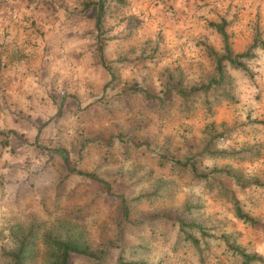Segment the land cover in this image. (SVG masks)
I'll use <instances>...</instances> for the list:
<instances>
[{"label": "rangeland", "instance_id": "1", "mask_svg": "<svg viewBox=\"0 0 264 264\" xmlns=\"http://www.w3.org/2000/svg\"><path fill=\"white\" fill-rule=\"evenodd\" d=\"M95 1L25 0L10 6L14 18L0 10V264H8L12 235L31 223L39 235L84 232L92 256L69 264H247L240 253L264 261L262 231L200 179L171 170L195 162L264 223V54L244 60L250 73L225 64L234 101L213 114L200 100L185 109L175 96L161 106L156 99L170 85L209 83L205 45L222 54L209 23L224 18L233 29L234 8L226 0H124L108 4L97 33L96 6L87 7ZM251 28L259 35L258 20ZM211 134L223 135L212 151L256 155L198 160ZM102 181L119 199L106 197ZM165 215L199 224L207 246L184 242ZM47 254L36 250L37 264Z\"/></svg>", "mask_w": 264, "mask_h": 264}, {"label": "trees", "instance_id": "2", "mask_svg": "<svg viewBox=\"0 0 264 264\" xmlns=\"http://www.w3.org/2000/svg\"><path fill=\"white\" fill-rule=\"evenodd\" d=\"M125 4L124 0H96L90 6H96L95 12V30L97 33L102 32L105 17L111 15L112 11L107 10L108 4ZM210 27L218 34L222 44V54L205 45L208 58L212 61L214 66V75L211 77L207 85L200 87H191L190 89H182L179 87L169 86V89L165 91V98H157V102L161 105L170 104V99L175 96L180 100V104L183 108L188 109L193 106L196 100H200L201 106L206 110L208 114H213V109L218 107L223 102H233V95L231 94L232 82L231 79L225 76V64H229L233 69H241L246 73H250V69L245 65L244 60H251L254 58L255 50L264 51V40L260 38V34H255L252 44L245 52L236 53L231 44V37L227 32L228 23L226 19H221L219 22L209 23ZM199 98V99H197ZM223 135H209L208 145L201 150L197 156L198 160L203 157H221L231 160H247L255 156L256 153L252 151L236 150V151H212L209 145L213 144L216 140L222 139ZM93 142V141H92ZM94 142L102 143L100 140ZM87 143V141H86ZM86 145L85 143L83 144ZM180 167L184 172L190 173L193 179H200L205 186L211 191H216L217 194L228 203L233 206L235 217L249 225L255 230H260L264 234V223H261L256 218L250 216L244 212L240 206L238 199L234 193L227 189L223 184L213 180L212 177L205 173H198L195 166V162H175L171 163V170ZM82 176L96 179L95 175L79 173ZM228 178L238 181L237 177L230 174L228 171L224 173ZM105 184L106 197L110 199H119L117 195L111 194L109 191L110 185L102 181ZM167 222L172 223L177 227V235L184 242L189 244L193 248L199 249L207 246L208 238L207 233L204 232L202 227L195 222H185L182 218L164 216ZM40 227L31 223L25 229L16 232L12 235L14 246L11 250L5 251L4 256L8 260V264H37L38 259L35 258L36 250L40 247H44L48 250L46 264H69L72 257L77 256H92L91 246L88 238L81 230H75L72 227H66L62 236L43 233L39 235ZM228 237H224L226 240ZM40 246V247H38ZM35 255V256H34ZM240 257L243 262L250 264L252 262H264L259 256L249 257L245 253H240Z\"/></svg>", "mask_w": 264, "mask_h": 264}, {"label": "crops", "instance_id": "3", "mask_svg": "<svg viewBox=\"0 0 264 264\" xmlns=\"http://www.w3.org/2000/svg\"><path fill=\"white\" fill-rule=\"evenodd\" d=\"M25 0H0V10L6 9L9 15L15 16V12L11 11L10 6L15 3L17 6L19 3H22ZM227 9L233 7L234 19H238L235 23L236 26L227 30L231 37V44L233 49L242 50L245 47H248L253 42V30L251 28V21L258 20L259 25V34L261 39L264 40V0H226ZM225 10V13L227 12ZM235 14V15H234ZM8 15V16H9ZM21 15V13L19 14ZM256 54H264L262 50H256Z\"/></svg>", "mask_w": 264, "mask_h": 264}]
</instances>
